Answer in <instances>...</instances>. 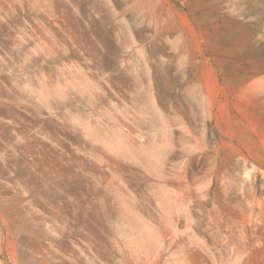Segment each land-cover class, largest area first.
<instances>
[{
    "label": "rangeland",
    "instance_id": "1",
    "mask_svg": "<svg viewBox=\"0 0 264 264\" xmlns=\"http://www.w3.org/2000/svg\"><path fill=\"white\" fill-rule=\"evenodd\" d=\"M0 264H264V0H0Z\"/></svg>",
    "mask_w": 264,
    "mask_h": 264
}]
</instances>
